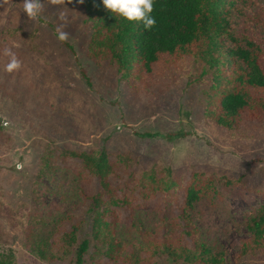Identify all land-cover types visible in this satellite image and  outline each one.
Returning <instances> with one entry per match:
<instances>
[{
    "label": "rangeland",
    "instance_id": "obj_1",
    "mask_svg": "<svg viewBox=\"0 0 264 264\" xmlns=\"http://www.w3.org/2000/svg\"><path fill=\"white\" fill-rule=\"evenodd\" d=\"M253 1L249 8L240 4L243 14L234 11L230 24L264 50V22L256 20L264 16V0ZM20 2L0 7V263L77 264V244L66 236L84 217L80 178L56 159L68 150L130 158L140 208L132 219L118 214L116 236L127 261L116 264H182L148 247L154 235L174 232L178 214L173 196L154 198L149 184L153 178L184 183L195 171L213 176L219 191L191 212L198 240L222 252L224 264H264V251L235 259L250 236L249 218L264 205V123L231 130L209 123L211 77L193 57L156 67L152 86L133 98L110 61L88 58L94 20L81 1L42 0L34 20ZM61 25L64 42L55 34ZM7 47L21 61L14 73L3 70ZM92 242L84 264H111L102 257L103 236Z\"/></svg>",
    "mask_w": 264,
    "mask_h": 264
},
{
    "label": "trees",
    "instance_id": "obj_2",
    "mask_svg": "<svg viewBox=\"0 0 264 264\" xmlns=\"http://www.w3.org/2000/svg\"><path fill=\"white\" fill-rule=\"evenodd\" d=\"M81 3L94 20L88 58L97 64L110 61L133 98L152 86L156 67L193 57L204 63L211 77L205 105L209 123L230 130L264 123V50L251 36L235 35L230 24L234 11L243 14L239 5L249 8L253 0H153L156 23L149 29L139 22L117 19L101 0ZM256 20L264 22V16ZM56 159L80 178L84 217L76 219L66 236L77 244V264L86 262L92 241L100 235L106 245L102 257L108 263L127 261L122 258L125 246L116 236V226L121 210L132 219L134 210L140 208L136 201L141 186H131L136 178L126 161L130 158L124 153L95 155L63 150ZM150 186L154 198L173 196L171 207L178 214L172 222L174 232L154 235L148 247L182 264H224L222 252H214L198 240L199 231L191 215L196 204L219 195L215 178L195 171L184 183L174 180L169 184L153 178ZM247 231L250 236L240 242L237 261L264 251V205L249 218ZM142 236L147 239L151 235ZM43 245L39 240L37 247Z\"/></svg>",
    "mask_w": 264,
    "mask_h": 264
},
{
    "label": "clouds",
    "instance_id": "obj_3",
    "mask_svg": "<svg viewBox=\"0 0 264 264\" xmlns=\"http://www.w3.org/2000/svg\"><path fill=\"white\" fill-rule=\"evenodd\" d=\"M52 3H63V0H51ZM82 2V0H81ZM6 0H0V7H3ZM23 13L29 20L40 17L43 3L42 0H21ZM102 5L117 19L128 22L142 23L145 29H149L155 25V18L152 16L153 0H101ZM63 19V13H61ZM63 25L55 29L58 40L64 42L68 38V34L62 30ZM2 55L8 58L7 63L3 65V70L8 73H14L21 68V61L12 48L7 47L2 50Z\"/></svg>",
    "mask_w": 264,
    "mask_h": 264
}]
</instances>
